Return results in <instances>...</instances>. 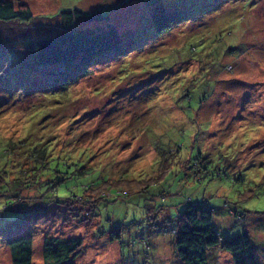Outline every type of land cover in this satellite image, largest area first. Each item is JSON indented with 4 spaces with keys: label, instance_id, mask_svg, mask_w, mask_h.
<instances>
[{
    "label": "rangeland",
    "instance_id": "374dc122",
    "mask_svg": "<svg viewBox=\"0 0 264 264\" xmlns=\"http://www.w3.org/2000/svg\"><path fill=\"white\" fill-rule=\"evenodd\" d=\"M15 1L39 19L21 35L0 25V150L9 143L10 157L44 150L57 184L20 197L38 202L41 192L50 204L96 190L84 206L66 202L58 213L55 204L37 216L33 263L44 264L47 238L77 237L84 243L77 264H181L176 230L191 202L213 211L223 239L247 232L264 264V0H162L183 17L163 35L148 24L150 0ZM73 10L111 13L99 26L77 27H113L136 45L50 93L33 40L61 33L58 14ZM15 164L8 167L19 170ZM103 191L120 192L93 208ZM7 202L0 195V226L11 216ZM0 264H12L1 238ZM208 264L234 261L217 247Z\"/></svg>",
    "mask_w": 264,
    "mask_h": 264
},
{
    "label": "trees",
    "instance_id": "16d2710c",
    "mask_svg": "<svg viewBox=\"0 0 264 264\" xmlns=\"http://www.w3.org/2000/svg\"><path fill=\"white\" fill-rule=\"evenodd\" d=\"M148 7L152 15V21H148V24L153 25L156 35H163L170 31L171 26L183 19L176 13L168 12L162 0H150ZM110 14L106 16L101 10L92 13L81 10L61 12L58 14L64 21L61 33L44 38H34L35 63L42 80L39 81L42 82V87L46 91L50 93L65 91L80 79L88 78L89 66L99 63L104 56L106 61L107 58L119 59L131 54L136 45L135 41H129L120 36L115 28H99L100 30L94 31L89 27H77L78 23L99 26L100 23L109 19ZM38 19L39 17L33 14L26 2L0 0V25L7 24L17 27L21 35L25 28L32 29ZM19 39L31 42L26 37ZM2 53L3 51L0 52V56ZM12 146L13 144L9 143L6 148L0 150V191L4 188L0 195L4 194L6 201H9L4 206L3 213H11L8 218H5V215L2 216L4 223L0 226V238L11 253L12 264H34L32 229L39 221L37 216L41 218V215L48 213L49 210H46L55 204L58 205L54 207L59 205L70 207L66 202L72 201V203L84 206L88 203L87 197L90 191L95 192L96 190L86 186L83 188L85 193L83 196L75 195L71 191L73 195L65 201L55 199L50 204L45 201V194L40 192L38 202L34 200L24 202V199L20 197V191L32 190L36 187L51 191L57 184L53 183L52 178L49 177L52 169L47 152L33 150L29 156L12 153L10 157ZM19 155L24 158L25 162L20 159L14 161L15 156L19 157ZM3 157L6 161H1ZM9 162L16 163L13 167L17 165L19 170L10 169ZM75 188L78 189L79 186ZM119 192H100L93 203V208L99 200H105L108 197L115 201ZM53 210L59 213L58 207ZM91 211L93 213V209ZM88 214L86 216L89 219L92 214L90 216ZM83 247L84 243L81 238H47L44 242V264H77ZM217 247L230 253L234 264H260L255 255L251 237L247 232L230 239H223L214 227L213 211L200 204L189 202L180 216L176 230L175 255L181 264H208L209 252Z\"/></svg>",
    "mask_w": 264,
    "mask_h": 264
}]
</instances>
